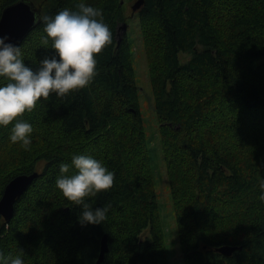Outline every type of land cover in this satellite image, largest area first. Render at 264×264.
Listing matches in <instances>:
<instances>
[{
    "label": "trees",
    "instance_id": "obj_1",
    "mask_svg": "<svg viewBox=\"0 0 264 264\" xmlns=\"http://www.w3.org/2000/svg\"><path fill=\"white\" fill-rule=\"evenodd\" d=\"M17 1L0 0V15ZM26 1L41 7L20 44L35 68L52 52L42 41L44 18L78 11L80 0ZM120 1L85 0L101 10L112 43L97 55L86 88L41 98L18 117L33 126L30 150L10 141L11 123L0 126V197L15 176L38 173L10 221L0 216V251L15 256L22 249L25 264H95L103 235L101 264H170ZM132 15L182 263L264 264V0H144ZM7 82L0 77V85ZM76 153L115 172L109 191L88 198L94 207L111 204L102 224L82 226L80 207L55 185L60 163ZM223 245L238 248L225 257L216 251Z\"/></svg>",
    "mask_w": 264,
    "mask_h": 264
},
{
    "label": "clouds",
    "instance_id": "obj_2",
    "mask_svg": "<svg viewBox=\"0 0 264 264\" xmlns=\"http://www.w3.org/2000/svg\"><path fill=\"white\" fill-rule=\"evenodd\" d=\"M78 9L64 8L44 18L46 35L42 41L51 44L52 52L35 68L25 63L19 45L7 35L0 36V77L8 80L0 85V126L11 123L10 141L19 142L25 150L31 148L34 129L18 117L31 111L41 98L52 94L64 97L86 88L97 73V55L112 43V32L101 10L85 0H80ZM114 179L115 172L103 160L76 153L70 162L60 163L55 185L80 207L77 219L82 226L99 225L106 221L111 204L94 207L88 198L109 191ZM260 199L264 200V192ZM21 254L5 255L0 251V264H25Z\"/></svg>",
    "mask_w": 264,
    "mask_h": 264
},
{
    "label": "rangeland",
    "instance_id": "obj_3",
    "mask_svg": "<svg viewBox=\"0 0 264 264\" xmlns=\"http://www.w3.org/2000/svg\"><path fill=\"white\" fill-rule=\"evenodd\" d=\"M121 1L124 4V13L129 22L127 33L129 36L131 47L133 49V67L135 71L136 83L139 90L140 109L143 118L144 129L149 145L151 167L155 182L157 203L159 206L163 239L167 250V256L169 258L170 264H183L178 245L172 201L167 186L165 165L160 153L161 147L158 133L159 126L156 114L153 109V98L149 84V76L146 66L147 63L142 47V40L140 39V35L138 32V19L136 16L132 15L131 11V7L135 0ZM188 57V55L182 54L180 55V61L185 62ZM146 234L147 231L145 232V235Z\"/></svg>",
    "mask_w": 264,
    "mask_h": 264
},
{
    "label": "water",
    "instance_id": "obj_4",
    "mask_svg": "<svg viewBox=\"0 0 264 264\" xmlns=\"http://www.w3.org/2000/svg\"><path fill=\"white\" fill-rule=\"evenodd\" d=\"M122 3V1H121ZM144 0H136L131 11L134 14L142 5ZM41 19V7L36 6L32 1L19 0L5 7L0 15V36L7 35L10 40L19 45ZM127 29L123 24L118 29V40L120 35ZM38 177L37 172L17 175L12 178L4 187L0 197V216L5 222H9L14 213L16 201L26 192L32 182ZM238 247L223 245L216 248L221 255L228 257ZM108 251L107 235H103L100 242V251L95 264H101L105 253Z\"/></svg>",
    "mask_w": 264,
    "mask_h": 264
},
{
    "label": "bare ground",
    "instance_id": "obj_5",
    "mask_svg": "<svg viewBox=\"0 0 264 264\" xmlns=\"http://www.w3.org/2000/svg\"><path fill=\"white\" fill-rule=\"evenodd\" d=\"M232 246V245H231Z\"/></svg>",
    "mask_w": 264,
    "mask_h": 264
}]
</instances>
